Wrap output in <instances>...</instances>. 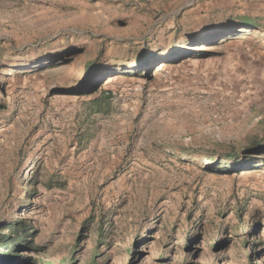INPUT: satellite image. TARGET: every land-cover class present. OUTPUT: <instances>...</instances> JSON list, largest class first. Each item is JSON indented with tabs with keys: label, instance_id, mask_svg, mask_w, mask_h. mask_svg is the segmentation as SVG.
<instances>
[{
	"label": "rangeland",
	"instance_id": "374dc122",
	"mask_svg": "<svg viewBox=\"0 0 264 264\" xmlns=\"http://www.w3.org/2000/svg\"><path fill=\"white\" fill-rule=\"evenodd\" d=\"M0 264H264V0H0Z\"/></svg>",
	"mask_w": 264,
	"mask_h": 264
},
{
	"label": "trees",
	"instance_id": "16d2710c",
	"mask_svg": "<svg viewBox=\"0 0 264 264\" xmlns=\"http://www.w3.org/2000/svg\"><path fill=\"white\" fill-rule=\"evenodd\" d=\"M231 24V23H230ZM230 24H225V25H223V26H221L220 28H218L217 29V32H215V33H213V35L214 34H219V33H225L226 32V30H227V28H228V26H230ZM238 26H241V27H246V28H252V27H260L257 23H254V22H252V21H249V20H247V19H243L241 22H239V24H238ZM213 27V26H212ZM155 55H156V53L154 52V51H151L150 49H148L147 47H146V49H144L143 51H142V53L138 56V58L136 59L137 61L139 60L140 62H143V64H144V67H146L147 65H149V63H150V61L152 60V59H154V57H155ZM138 61V62H139ZM93 67H94V71L95 70H100V65L99 64H93L92 65ZM121 73H119V74H122L123 73V71H120ZM101 76V75H100ZM103 82H104V80L103 81H101V83H100V85L99 86H101L102 84H103ZM104 95H105V93H104ZM92 137H88V139H91ZM263 141V139L262 140H260V142H257L254 146L257 148V149H260L261 148V146H260V144H261V142ZM262 150H263V148H262Z\"/></svg>",
	"mask_w": 264,
	"mask_h": 264
},
{
	"label": "bare ground",
	"instance_id": "6f19581e",
	"mask_svg": "<svg viewBox=\"0 0 264 264\" xmlns=\"http://www.w3.org/2000/svg\"><path fill=\"white\" fill-rule=\"evenodd\" d=\"M159 69V68H158Z\"/></svg>",
	"mask_w": 264,
	"mask_h": 264
}]
</instances>
